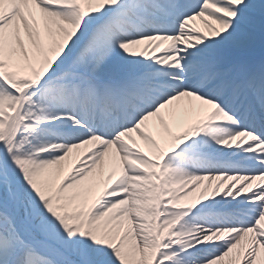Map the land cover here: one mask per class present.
<instances>
[{
  "label": "snow or ice",
  "instance_id": "6c2138e0",
  "mask_svg": "<svg viewBox=\"0 0 264 264\" xmlns=\"http://www.w3.org/2000/svg\"><path fill=\"white\" fill-rule=\"evenodd\" d=\"M0 264H264V0H0Z\"/></svg>",
  "mask_w": 264,
  "mask_h": 264
},
{
  "label": "bare ground",
  "instance_id": "6f19581e",
  "mask_svg": "<svg viewBox=\"0 0 264 264\" xmlns=\"http://www.w3.org/2000/svg\"><path fill=\"white\" fill-rule=\"evenodd\" d=\"M202 183H207V182H202ZM214 183V182H213ZM193 196H197L199 195V189L197 190H194L193 193H192Z\"/></svg>",
  "mask_w": 264,
  "mask_h": 264
}]
</instances>
